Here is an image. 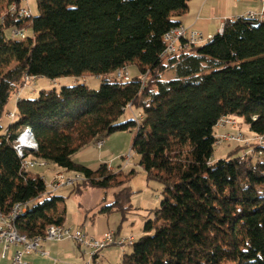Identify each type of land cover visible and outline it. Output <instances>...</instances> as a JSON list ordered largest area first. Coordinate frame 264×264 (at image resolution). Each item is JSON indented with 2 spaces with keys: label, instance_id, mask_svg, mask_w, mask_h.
<instances>
[{
  "label": "trees",
  "instance_id": "trees-1",
  "mask_svg": "<svg viewBox=\"0 0 264 264\" xmlns=\"http://www.w3.org/2000/svg\"><path fill=\"white\" fill-rule=\"evenodd\" d=\"M188 2L37 0L36 15L0 21V117L25 74L102 79L97 89L84 81L18 98L0 136V208L29 203L16 219L21 233L45 236L50 224L65 223L69 196L48 191L40 174L22 168L14 148L20 132L30 128L37 143L26 156L85 178L71 193L112 191L93 215L120 212L122 225L133 209L127 183L135 170L91 169L74 156L114 132L135 130L139 164L169 196L145 220L123 264H264V158L238 145L212 160L223 115L264 135V20L228 19L211 40L162 58L163 37L180 25L176 16ZM16 4L22 0H0V18ZM15 26L31 34L8 37ZM130 65L139 72L128 81L116 77ZM169 71L173 77L164 78ZM130 105L142 120L122 119Z\"/></svg>",
  "mask_w": 264,
  "mask_h": 264
},
{
  "label": "built area",
  "instance_id": "built-area-1",
  "mask_svg": "<svg viewBox=\"0 0 264 264\" xmlns=\"http://www.w3.org/2000/svg\"><path fill=\"white\" fill-rule=\"evenodd\" d=\"M239 1V0H236ZM262 4V9L260 11H248L247 13L238 15L233 18V20L238 19H249V20H264V0H259ZM6 14L11 16L26 17L32 15L31 8L28 5V0H22V5L16 4L14 7V13H5L1 16L0 21H2ZM224 25L219 29L221 33L223 31ZM29 34L26 32L25 28L12 27L11 37L14 39H26ZM165 47L162 51V58L168 55L177 53L180 50L198 46L203 44L213 38L212 35L205 36L201 31L188 27L186 25L180 24L170 30V33H165L164 35ZM117 78L123 79L125 81L130 80L131 73L129 68L123 67L115 73ZM38 79L37 76L25 74L23 77V85L16 91V95L20 98L22 90L24 88L32 87L35 81ZM83 80H86L85 78ZM143 84H145L146 75H143ZM132 112L135 118H139V121L143 119V115L140 112H136L132 105L130 108H125ZM14 116V110L8 113V118L11 119ZM238 124L236 122V117L223 115L216 124V129H223L226 127H236ZM216 144L220 141L228 142H238L245 147L246 153H254L264 158V135L254 136V138H247L243 131L237 130L236 132H222L216 134ZM103 141H100L97 146L101 147ZM14 148L16 149L18 156L22 159L21 166L24 170H33L36 168H43L41 163H34L32 160V155L26 156L27 147L22 144L21 132L15 140ZM129 157V156H128ZM110 166V170L114 171V168ZM48 191L55 192L64 186H72L77 182L85 181L77 177L62 176L61 173H55L51 180H48L45 176H42ZM16 207V212L22 208L28 207L29 203H17L14 205ZM13 215L0 216V247L2 248L3 254L11 248L14 247V255L12 258V264H30L26 259L27 255L32 253H41L43 255H48V251L42 246L43 241H59L63 239H71L75 241L79 246L82 247L84 253L89 256L86 262L79 264H100L98 259V254L103 249L117 245L120 247L131 246V241L136 240L133 235L122 236L118 235L113 230L106 231L103 235L96 237L88 234L81 228H73L67 226L64 223L61 227H54V224H50L48 228V235L38 236L37 239H29V237L15 236L10 227V220H12ZM53 264H60L58 260H54Z\"/></svg>",
  "mask_w": 264,
  "mask_h": 264
},
{
  "label": "crops",
  "instance_id": "crops-1",
  "mask_svg": "<svg viewBox=\"0 0 264 264\" xmlns=\"http://www.w3.org/2000/svg\"><path fill=\"white\" fill-rule=\"evenodd\" d=\"M261 9L262 4L259 0H189L187 11L180 16H176V20L182 25L201 31L205 36H214L219 32V29L228 19H233L234 17L247 13L248 11H260ZM83 79L84 77L75 79L74 83L82 82ZM22 95L23 94H21V98H23ZM17 101L18 97L15 93L7 104L5 113L0 117V136L7 133V129L12 122L8 118V113L14 109L16 110ZM244 128L246 127L244 126ZM219 130L220 133L227 131L234 132L235 128L226 127ZM91 145L99 151L96 158L97 162L100 161V164L106 163V153L103 149L104 145L100 148L95 144ZM83 149L79 150L75 156ZM76 161L84 164L81 160L76 159ZM84 165L91 169H97L100 166L93 168L90 164L85 163ZM33 170L35 171V174H40L41 177L45 176L47 179L52 178L53 173L61 171V169L55 165H49L47 168H36ZM109 194H112V191L97 188L85 189L81 195H76L80 211L75 213L74 217H70L69 220L67 215L64 224L73 228H81L88 234L96 237L103 235L108 230H113L118 235L122 236L129 235L121 228L123 224L121 225V215L119 212H112L109 214L95 213L93 215L100 206L108 201ZM88 197H90V199H87ZM42 246L48 251V255H43L41 253L27 255L26 259L30 264H53L55 259L58 260L60 264H79L86 262L89 259V256L84 253L82 247L71 239L43 241ZM14 250L15 248L11 247L6 254H3L2 248L0 247V264H12ZM103 250L98 254L100 264H105L102 262L101 257L106 258L107 255L109 257V262L106 264L116 263V260L113 259L118 257H116V255L113 257L114 254H112L110 250Z\"/></svg>",
  "mask_w": 264,
  "mask_h": 264
},
{
  "label": "rangeland",
  "instance_id": "rangeland-1",
  "mask_svg": "<svg viewBox=\"0 0 264 264\" xmlns=\"http://www.w3.org/2000/svg\"><path fill=\"white\" fill-rule=\"evenodd\" d=\"M28 5L31 8L32 15H36L38 13L37 0H28ZM26 32L30 35L31 30L29 28L26 29ZM7 36L11 37V30L8 29ZM129 71L131 75L139 72V69L136 65H130ZM173 77V73L171 71L167 72L164 78ZM80 79V78H78ZM75 81V78L71 76H65L57 78L56 80H51L46 77H39L32 87H27L22 90L23 97H35L38 95L39 91L42 89H51V88H61L64 85H71ZM86 82V84L92 88L97 89L100 87L102 79L96 75H87L86 80H82V82ZM21 97V96H20ZM15 110V109H14ZM15 112V111H14ZM138 112V111H136ZM132 114L131 111L127 110L123 115L122 119L126 117H130ZM133 115V114H132ZM11 120V119H10ZM237 126L234 127L236 132L237 130L243 131L247 138H254L256 134L249 133L244 126L240 125V121L236 118ZM241 126V127H240ZM216 134L220 133L219 129H215ZM135 136V130H125V131H117L109 136L105 137L103 140V149L106 153V163L107 169L110 170L111 165L114 168V171L123 170L124 173H129L131 170H135V173L130 177V181L127 183L128 186L131 187V203L133 205V209L130 214H128L127 219L122 223V230L129 235H133L135 239H138L140 236L144 234L142 227L146 219L152 218L154 216V211L159 207L161 200L165 196H169V192L165 189V185L159 179H149L146 171L139 164L140 156L137 152L132 149L133 139ZM100 142V141H99ZM97 142L95 145L97 146ZM239 144L238 142H219L215 145L214 154L212 156V160L216 161L221 158H226L229 153H231L235 148H237ZM101 146V147H102ZM243 146V145H241ZM98 147V146H97ZM100 148V147H98ZM244 150H239L234 154H242ZM99 151L97 148L92 147V145L88 147H84V149L77 154L74 159L81 160L84 164H90L91 167L97 168L100 165V161L97 162V154ZM129 156V157H128ZM49 165L47 164L43 168H47ZM113 171V170H112ZM63 172L57 171L55 173ZM31 173L34 175L35 171L32 170ZM53 173V175L55 174ZM61 175L75 177V173H66L63 172ZM51 180V178H48ZM48 188V187H47ZM73 186H64V188H60L55 191V194L60 195H68L69 197L66 199L65 207L67 209L68 220L71 217L75 216V213L79 212V204L76 198V195L71 193ZM87 199H90L88 197ZM113 200L112 194H109L108 201L104 204L110 203ZM120 213V212H119ZM118 214V213H117ZM121 215V214H120ZM121 222V220H120ZM107 251H111L113 257H118L116 259V263L113 264H123L122 257L124 253H128L132 250V245H128L125 248L112 245L105 248ZM103 250V251H105ZM104 256V255H103ZM120 261H119V260ZM103 263L109 262L108 255L106 258L101 257Z\"/></svg>",
  "mask_w": 264,
  "mask_h": 264
},
{
  "label": "bare ground",
  "instance_id": "bare-ground-1",
  "mask_svg": "<svg viewBox=\"0 0 264 264\" xmlns=\"http://www.w3.org/2000/svg\"><path fill=\"white\" fill-rule=\"evenodd\" d=\"M14 7H16V5H12L11 8H10V13H14ZM170 33V31L168 32ZM129 108V107H128ZM15 111V110H14ZM14 115H15V112H14ZM15 117V116H14ZM11 118V121L14 119ZM139 119V118H138ZM237 122V121H236ZM257 136V135H255ZM21 137H22V144L25 145V147H27V150H37V143L35 141V138H34V134L32 132V130L30 128H27L22 134H21ZM99 143V142H97ZM33 162L34 163H41L42 164V167H45L47 165V162L45 160H42V159H38V158H32ZM64 176V175H62ZM75 177L77 178H80L82 180H85V178L80 175V174H76ZM25 211V208H22L20 209L19 211L16 212V207L14 206L13 209L8 212V213H5L3 212V210L0 208V216H7V215H13L12 216V220H10V227L12 229V232L15 234V236H21V237H29V239H37V237H31L25 233H21L18 228L16 227V219L17 217L22 214L23 212ZM54 227H61V225H57V226H54ZM45 235H48V230L46 232ZM135 242V240H132L131 241V245H133Z\"/></svg>",
  "mask_w": 264,
  "mask_h": 264
}]
</instances>
